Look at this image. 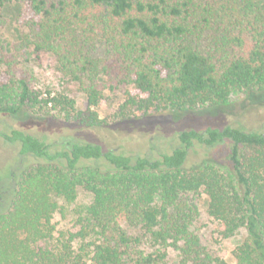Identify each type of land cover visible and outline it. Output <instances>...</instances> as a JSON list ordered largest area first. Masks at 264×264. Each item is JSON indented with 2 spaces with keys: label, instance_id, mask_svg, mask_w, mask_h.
<instances>
[{
  "label": "trees",
  "instance_id": "16d2710c",
  "mask_svg": "<svg viewBox=\"0 0 264 264\" xmlns=\"http://www.w3.org/2000/svg\"><path fill=\"white\" fill-rule=\"evenodd\" d=\"M11 4L24 6L18 20L28 33L11 55L0 38L2 114L50 106L66 122L98 127L102 120L91 108L106 91L123 92L122 118L216 109L241 93L264 95V15L251 0H241L236 17L220 0H0V29ZM45 55L60 80L82 87L86 111L66 95L40 99L16 80L20 62ZM3 137L21 157L42 164L8 187L0 180V264H166L170 250L178 264H227L218 241L206 243L197 233L202 194L217 239L245 233L233 250L236 264H264V131H181L177 146L159 158L73 136L46 142L14 130ZM226 143V164L185 167L196 147ZM87 162L93 166L84 168ZM80 189L91 202L76 206L69 226L57 229L54 216L64 214L58 201L74 204Z\"/></svg>",
  "mask_w": 264,
  "mask_h": 264
},
{
  "label": "rangeland",
  "instance_id": "374dc122",
  "mask_svg": "<svg viewBox=\"0 0 264 264\" xmlns=\"http://www.w3.org/2000/svg\"><path fill=\"white\" fill-rule=\"evenodd\" d=\"M225 6L230 7L234 17L242 12L241 0H220ZM255 8L264 15V0H251ZM21 4H11L3 11L4 26L0 29V38L3 40V53L11 55L14 47L20 42L23 35L28 31L18 20ZM103 49L97 50L101 56ZM54 60L51 56L45 55L40 61L20 62L13 73L16 80L23 79L29 89L41 98L66 95L76 103V110L84 112L88 109L86 96L82 87L76 83H64L54 73ZM2 70H6L4 67ZM123 103V92L115 91L104 93V99L98 107L91 108L96 112L102 124L98 127L81 126L76 123L66 122L59 115V108H46L38 114L31 111H21L18 115L0 113V180L5 187L15 182L24 172H27L42 161L30 156L21 157L18 153L17 144H8L4 141L3 135H10L12 131L19 130L50 142L65 136L80 138L85 142L95 143L102 146L104 150L118 149L131 156L143 155L152 152L154 158H159L160 153H170L172 148L178 144V134L181 131H201L208 127L224 128L226 126L241 125L247 130L264 131V95L257 93H241L231 99L222 107L209 110L197 111H167L153 113L148 116L122 118L119 115ZM230 144L217 146L212 149L196 147L190 152L185 167L190 169L202 163L204 160L213 161L218 164L227 163V155ZM84 168L93 166L87 162L82 165ZM108 167L102 165L101 171ZM91 195L84 189L78 191L74 204L64 206V214H56L53 219L57 229L69 226L72 219V210L78 205H87L91 202ZM207 199L201 195L197 206L199 222L197 233L201 239L209 244L218 241V251L227 264H236L233 250L245 237V233L228 240H219L213 233L214 227L207 214ZM216 246V245H214ZM166 264H178L176 253L169 251Z\"/></svg>",
  "mask_w": 264,
  "mask_h": 264
}]
</instances>
